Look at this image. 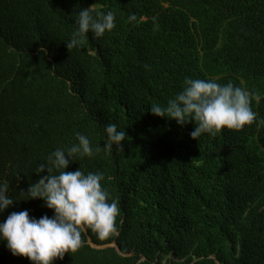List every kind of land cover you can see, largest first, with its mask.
Masks as SVG:
<instances>
[{
    "label": "trees",
    "instance_id": "obj_1",
    "mask_svg": "<svg viewBox=\"0 0 264 264\" xmlns=\"http://www.w3.org/2000/svg\"><path fill=\"white\" fill-rule=\"evenodd\" d=\"M89 7L112 11L115 27L67 49ZM188 77L245 88L256 121L194 140V121L148 111ZM261 120L264 0H0V183L17 200L0 221L24 209L53 215L19 193L76 133L101 150L65 171L103 173L120 208L114 233L86 229L82 246L54 264H264ZM109 123L126 131L122 151L102 148ZM0 264L31 261L0 241Z\"/></svg>",
    "mask_w": 264,
    "mask_h": 264
},
{
    "label": "clouds",
    "instance_id": "obj_2",
    "mask_svg": "<svg viewBox=\"0 0 264 264\" xmlns=\"http://www.w3.org/2000/svg\"><path fill=\"white\" fill-rule=\"evenodd\" d=\"M77 16V31L66 42L67 49L80 46L90 31L100 37L115 27L112 11L93 15L89 7L80 9ZM256 99L260 97L257 95ZM148 111L174 120L180 126L194 121L195 127L190 133L194 140L205 133L214 136L222 129L240 130L257 119L249 91L213 78H186L182 90L166 105L154 103ZM260 123L264 124V120ZM105 131L107 138L102 148L109 153L114 147L122 151V142L127 136L125 129L119 130L115 123H109ZM76 137L77 143L67 149H55L47 162L39 163L36 173L46 171L47 174L31 183L26 192L19 193L23 196L20 200H42L53 215L45 214L37 219L24 209L11 212L0 221V241L5 242L13 256L26 257L31 264H54L57 259L63 260L65 253L76 252L83 244L82 232L86 229L90 228L100 237L116 231L120 208L118 201L110 200V193L102 186L103 173H85L80 167L65 171L75 157H91L101 150V146L94 149L86 135L76 133ZM16 201L9 195V184L0 183V213Z\"/></svg>",
    "mask_w": 264,
    "mask_h": 264
},
{
    "label": "water",
    "instance_id": "obj_3",
    "mask_svg": "<svg viewBox=\"0 0 264 264\" xmlns=\"http://www.w3.org/2000/svg\"><path fill=\"white\" fill-rule=\"evenodd\" d=\"M90 244H91V243H90ZM112 246L116 248V251H117L118 253H120L119 247L117 246L116 243H114Z\"/></svg>",
    "mask_w": 264,
    "mask_h": 264
}]
</instances>
